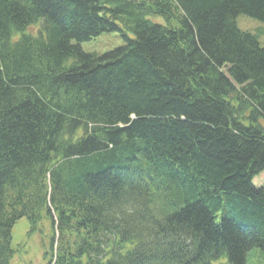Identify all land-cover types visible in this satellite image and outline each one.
Masks as SVG:
<instances>
[{
  "label": "trees",
  "instance_id": "obj_1",
  "mask_svg": "<svg viewBox=\"0 0 264 264\" xmlns=\"http://www.w3.org/2000/svg\"><path fill=\"white\" fill-rule=\"evenodd\" d=\"M238 15L264 0H0V264L45 215L47 264L264 257V46Z\"/></svg>",
  "mask_w": 264,
  "mask_h": 264
},
{
  "label": "rangeland",
  "instance_id": "obj_2",
  "mask_svg": "<svg viewBox=\"0 0 264 264\" xmlns=\"http://www.w3.org/2000/svg\"><path fill=\"white\" fill-rule=\"evenodd\" d=\"M149 20L155 23H164L163 18L151 16ZM237 27L242 31L252 32L257 35L260 45L264 46V22L248 18L244 15H238L236 18ZM30 33L37 31L34 25L28 29ZM128 34V36H130ZM124 44V39L115 32L102 33L94 39L80 43L84 52L105 54L111 50L117 49ZM257 187L264 188V171L256 175L252 182ZM37 230H31L27 218H21L13 226L11 233V248L14 250L9 264H47L51 259L50 242L52 239V225L48 216H43L37 225ZM255 251L249 257L248 264H264V257Z\"/></svg>",
  "mask_w": 264,
  "mask_h": 264
}]
</instances>
